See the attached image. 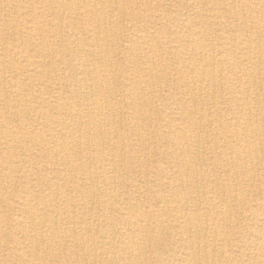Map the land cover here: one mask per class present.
<instances>
[{
  "label": "bare ground",
  "instance_id": "1",
  "mask_svg": "<svg viewBox=\"0 0 264 264\" xmlns=\"http://www.w3.org/2000/svg\"><path fill=\"white\" fill-rule=\"evenodd\" d=\"M16 1L5 6V14L17 18L0 17V50L7 37H20L23 47L32 46L34 32L50 26L47 18L58 19L54 40L39 45V54L50 62L38 68L29 64L31 69H26L55 83L58 95L51 102L39 96L37 112L47 131L56 134L47 139L45 130L34 133L38 128L28 127L31 110L23 115L20 109L27 108L24 103L31 92L12 96L6 90L0 55V264H264V151L257 144L263 129L249 127L248 113L235 115L237 128L222 136H240L241 142L226 138L218 154L209 150L213 157L207 158V167L201 162L207 155L200 140L207 118L201 102L208 88L221 84L225 76L207 60L190 10L178 11L177 25L168 32L173 50L163 52L159 26L172 7L163 10L162 19L119 41L117 13L127 15L130 23L139 15L118 0H92L93 5L87 0H32L42 10L31 11H22L24 6ZM236 1L244 11L252 5V0ZM3 2L7 0H0V5ZM64 15L82 16L84 26L74 25ZM84 35L90 45L80 39ZM263 38L260 27L246 39L256 56H248L243 73L253 80L264 64ZM56 44L62 49L53 48ZM27 54L23 50L17 56L29 61ZM123 57L131 73L123 72L119 61ZM160 59L168 63L162 65ZM171 69L181 72L175 84L167 73ZM236 82L243 90L240 94L250 100L254 81ZM173 85L179 95L169 92L165 100L180 112L178 119L154 105ZM126 104L132 106L128 116L133 131L126 129ZM161 139L167 143L161 165L154 167L151 143L157 148L155 142ZM35 152L46 158V165L32 164ZM260 167L263 174L258 175ZM50 171L55 172L53 178ZM121 173L134 180L122 182ZM152 174L157 176L153 188L158 191L149 201ZM60 176L65 189L55 181ZM234 239L241 245H234Z\"/></svg>",
  "mask_w": 264,
  "mask_h": 264
},
{
  "label": "rangeland",
  "instance_id": "2",
  "mask_svg": "<svg viewBox=\"0 0 264 264\" xmlns=\"http://www.w3.org/2000/svg\"><path fill=\"white\" fill-rule=\"evenodd\" d=\"M11 1L12 0H10V1L7 0V2H3L2 5H0V17H2L1 19H4L6 21L11 20L13 18H17L15 14H12L11 17H7L8 15L5 14V9H6L5 6H7L9 3H11ZM87 1H90V4H92V5L95 4L94 1H92V0H87ZM202 1L203 0H200V1L199 0H118V2L121 4L122 3L128 4L129 12L130 13L132 11L136 12L139 15L140 20L137 19V20H134L132 23H130L129 17L127 15H124L122 13H117V15L115 17V24H116V28H117L118 33H119V41H120L124 37L129 36L138 27L147 26L148 24H150V21L154 22L158 18L162 19L161 14L163 13V10H166V8H168V7H172L173 10L170 14L171 17L169 16L168 17L169 19L166 17H165L166 19H162L161 20L162 27L159 26V30L163 34L162 42H163L164 47H165V48H163V52L173 50V49H171L172 44L167 42L170 38V35L168 34V32L172 28L176 27V25H177L176 19L178 17V14L180 15V13L178 11H184V10L189 11L190 10L189 11L190 16L193 19L195 17V20L197 21L198 25L200 24L199 26L196 25L193 29H194V32H196L198 34V36L202 42V47L204 48V51L207 53L206 58H207V60L213 62L215 64L216 68L221 69V70L223 69L224 76H225L223 82H221L222 85L220 83H218V84H215L213 86H210V88H208L207 91L209 94L206 92L207 94H204V96H203L204 99L201 102V106L205 107L206 117H207L205 119L204 124H203V129L201 130V137L202 138L200 139L202 141L201 146L204 147V149H206L207 155L202 157L201 162H205V166L207 167L208 164L206 163V160L208 157H211L210 155H212V151H209V150L214 151L213 156L218 154L219 152H216V151H217V149L224 147V145H225L224 142H226L225 141L226 138H228L230 140H235V144H237V143L239 144L240 136H238V137L235 136L233 139H231V137L222 136L224 134V132H226V130H235V128H237L236 124L234 123L235 121L233 119L234 116L237 114L248 113V115H251V120H249V122H250L249 127L253 128V129H257L260 127V129H263L262 134H260L259 137L257 135L256 138L258 137L257 138V142H258L257 144H259V147L264 151V136H263L264 135V64L260 65L261 69L259 70V73H258L255 80L251 79L248 74L243 73L244 72L243 68H245L246 61L248 60L247 58L250 59V57L256 56L255 52L252 53L250 51L249 42L246 41V39L250 38L252 36V34L254 35V31H256L258 28L263 27V30H264V15H262V12L264 14V0H261V2H259L258 0H252V5L250 6V8L246 7V11L243 10L241 3L237 2L236 0H205L204 3ZM31 2H32V0H17L16 1V3H18L19 5L21 4L22 6H24L25 9H22V11H24V10H30L31 11V10H35V9L42 10L41 5L36 4V3H31ZM67 2H70V1L67 0ZM197 2H199L200 4ZM205 3H207V4H205ZM147 5L152 6L153 9L152 10L148 9L149 7ZM197 5H198V7H196ZM195 9H196V11H195ZM200 11L202 13L206 12L205 14L207 16L204 13L202 15V13ZM242 12H244V14L247 16V17H245V15H244V20L241 17ZM143 14L145 17H143ZM197 15H200V16H197ZM154 16H156V17H154ZM62 17L69 20V22L74 23V25L84 26L85 21L82 19L83 18L82 16H80L78 18L77 17L72 18V17H70V15H64ZM250 17H251V19H250ZM145 18H146V20H145ZM173 18H174V22H173ZM47 20H50V23H49L50 26H47L45 30L41 31V29H39V31L37 33L34 32V37L32 39V43H31L32 46L23 47V41H22V38H20V37H14V38L7 37L5 40V44H3L1 46L0 55L2 56L3 64H4L5 69H6L5 70L6 74L4 73V75H2V77H1L4 81H6V90L12 96L24 95V94L26 95L27 93L29 94L31 92V96L24 103L27 106V108L26 109H24V108L20 109V112L23 115L27 109L31 110V111H29V113H27V115L29 114L28 117H29V123H30V125L28 127L32 130H36L35 128H38V130L34 131V133L45 130L46 133L44 135L46 136L47 139H51L54 136L53 134H56V133L51 134L52 132L47 131L48 127L45 126V121H44V119L40 118L39 113L37 111H39V107H41V105H40L41 99L39 98V96H42V98H44V99L47 98L48 101H50V100L52 101L58 95L57 93L54 94V91H53V87H54L55 83L48 82V81L42 79L41 77H39L38 75H33V74L26 71L29 64L34 65L33 67H35V68H38L39 65H41L43 63L50 62L49 59L46 60L45 58H43L39 54V52L42 51V49L40 50L39 45L42 44L45 39L49 42H52L54 40L56 31L58 29L57 28L58 19L49 17V18H47ZM165 20H167V22H164ZM147 21H148V23H147ZM213 21H214V23H213ZM249 23H251V25ZM163 24L165 25V28H164ZM243 24L247 27L245 28V31L241 32L243 30L242 29ZM204 26H206V28ZM208 26H210V27H208ZM241 26H242V28H240ZM251 26H252V28H251ZM1 29H0V31H1ZM202 30H204V31L202 32ZM227 30H229V31H227ZM65 31H67L66 28L62 29V33H64ZM0 34H2V33H0ZM202 35H204V36L202 37ZM76 38H78V37H76ZM82 38L84 39V42L86 45H90V40L88 39L87 35L80 37V39H82ZM150 44L156 45V42L151 41ZM216 44H217V46H216ZM125 45H127V43ZM62 46H63L62 44H56L53 46V48L61 50ZM261 47H264V38H263V45ZM7 49H10V51L6 52ZM23 50L28 52L27 55L29 56V61L21 59L17 56V54ZM126 50L127 49H125L124 52ZM127 54L128 53H125L126 56H127ZM147 56H148V54L146 55V57ZM248 56H250V57H248ZM236 57H238V58H236ZM52 60L58 62L57 61L58 58L54 57V58H52ZM146 60H147V58L144 59V61H146ZM119 61H120L121 67L123 69V72L124 73L125 72L131 73V69L129 68L130 65L127 62V60H125L123 57ZM159 62L162 65H165L168 63V61H166L165 59H160ZM12 63H15L16 66L14 67L12 65ZM28 69H31V68H28ZM167 73L170 74V81L173 82V84H175V82L178 80V78L181 77V72L175 71L173 69H171ZM143 74L145 75V73H143ZM238 79L242 83H244L248 80L254 81L253 86L248 91V93H249L248 97L250 98V100H248L249 103H248V101L245 100V96L243 97V95L240 94V92L242 93L243 90L239 88L240 84L238 85V83L236 82V80H238ZM261 85H262V87H260ZM172 88L173 89H170V91H168V90L165 91V93L163 95L164 99H162L159 96V98H157L155 100L154 105L156 108L164 110V112H163L164 115L170 114V115H172V117L178 119L180 112L175 111L173 109V107H169L167 105L168 101L165 100V96L169 95V92H171L172 94L177 93V91L174 89V85ZM233 92L235 94H233ZM213 97H215V98H213ZM207 98L210 101L207 102ZM235 102H237L238 104ZM258 102H260V103L258 104ZM164 104H166L168 106L169 110L164 108ZM258 106H259V108H256ZM31 107H34V108L32 109ZM131 108H132V106H130L128 104L125 105L124 117L126 118V120L128 119L126 129L133 131L134 130V122H133V120H131L130 116H128V113H129V111H131ZM213 108H215V109H213ZM242 109H243V111H242ZM256 109H258V110H256ZM248 110L250 112H248ZM171 112H173V114H171ZM62 116L65 117L64 115H62ZM208 116H209V118H208ZM212 116H214V118ZM217 120H219V121H217ZM180 122H181V120L177 121V123H180ZM212 122L214 123V125H211V124H213ZM208 123H210V125ZM230 125H232V126H230ZM32 126L34 128H31ZM43 126H45L44 129H43ZM39 129H42V130H39ZM213 130H214V132H213ZM40 133H42V132H40ZM158 137H160V136H158ZM247 139L251 142L254 141V139L252 138V135H248ZM155 143L157 145V148L154 147V142L151 143L150 151H152V152H151V161L150 162L152 163V166L158 167L161 165V160L163 158L162 155H164L162 152H163L164 148L166 147L167 140L161 139L159 142H155ZM25 144L30 146L32 143L27 141ZM31 159H32L31 162L34 166L42 167V166L46 165L45 164L46 158L39 157L38 155H36V152L31 157ZM194 161L195 160L193 158H191V162H194ZM201 166H202L201 168H203V164H201ZM257 174L258 175L263 174L262 167H260L258 169ZM48 175L53 178L55 176V172L50 171ZM120 176H121L120 180L122 182L134 180V179H132L133 177L128 176L124 173H121ZM151 176H152L151 182H150L149 186H147L148 188L149 187L152 188L151 189L152 192L150 191V193H149L150 197H148V200L150 199L149 201H152L153 198H156L155 195L157 194L156 192L158 191V190L155 191V188H153L156 185L157 176H155V174H152ZM220 177L223 179V176H220ZM58 179H55V181H57L58 184L63 189H65L66 188V181H65L64 177L60 176ZM138 182L142 183L140 181H138ZM258 184H259V182H258ZM142 185H144V184L142 183ZM160 192H163V190ZM151 193H153V194H151ZM162 194H168V193L166 190H164V192ZM69 195H70L71 200L78 201L79 197H77L76 194L69 193ZM252 204H255V203L252 202ZM63 207L64 206H62L61 208H63ZM152 209H153L152 210L153 212L158 211V209L156 207H152ZM234 245L240 246L241 244L238 240L234 239ZM10 248H11V246H10ZM2 254L3 253H1V255Z\"/></svg>",
  "mask_w": 264,
  "mask_h": 264
}]
</instances>
